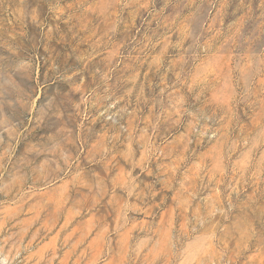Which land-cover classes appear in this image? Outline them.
Returning a JSON list of instances; mask_svg holds the SVG:
<instances>
[{
  "label": "rangeland",
  "instance_id": "rangeland-1",
  "mask_svg": "<svg viewBox=\"0 0 264 264\" xmlns=\"http://www.w3.org/2000/svg\"><path fill=\"white\" fill-rule=\"evenodd\" d=\"M0 264H264V0H0Z\"/></svg>",
  "mask_w": 264,
  "mask_h": 264
}]
</instances>
